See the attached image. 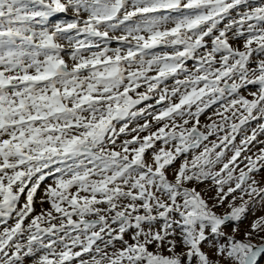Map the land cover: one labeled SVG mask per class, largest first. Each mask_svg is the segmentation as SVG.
<instances>
[{
  "label": "snow or ice",
  "instance_id": "obj_1",
  "mask_svg": "<svg viewBox=\"0 0 264 264\" xmlns=\"http://www.w3.org/2000/svg\"><path fill=\"white\" fill-rule=\"evenodd\" d=\"M260 119L264 0H0V264H264Z\"/></svg>",
  "mask_w": 264,
  "mask_h": 264
},
{
  "label": "rangeland",
  "instance_id": "obj_2",
  "mask_svg": "<svg viewBox=\"0 0 264 264\" xmlns=\"http://www.w3.org/2000/svg\"><path fill=\"white\" fill-rule=\"evenodd\" d=\"M72 16H73L72 12L69 11V13H68L67 15H64V14H57L56 16L50 18V21H51L52 23H55V22H57V21L62 22L63 20H66V19H70V18H72ZM232 16L235 17V16H236V13L233 12V13H232ZM226 22H227V21H224L223 23H226ZM223 23L221 24V27L223 26ZM110 35H120V34H119V33H110ZM80 38H83V37H80ZM58 42L64 44V45H65V48H66V50H67V44H66V41H58ZM209 43H210V42H209ZM230 43L232 44V46H233L234 48H237V49L242 50V44H243V40H242V39H241V40H233V41H230ZM117 46H118V45H116V41H114V43H113V41H110V42H109V47L115 48V47H117ZM94 50H96V49H93V51H94ZM162 50L171 51V49H162V48H157V49H155L154 51L159 52V51H162ZM61 54H62V56H64V58L66 59V61H67L69 64H71V61L68 59L67 55H66L65 53H63V52H62ZM87 54H88V53L85 52V55H87ZM41 59H42V57H41ZM186 63H187V67H188L189 69H192L194 62H193V61H187ZM217 66H218V65H217ZM253 66H254V65H253ZM149 75H150V74H149ZM151 75H153V73H151ZM179 78H180V79H183V76L181 75ZM170 81H172L171 78L167 81V84H168ZM182 90H183V89H182ZM255 90H256L255 87H253V86H249L247 89H241V90H240V94L246 96L248 99H252V97L248 95V92H249V91H255ZM143 91H145V89H144ZM133 95H134V94H133ZM156 98H158V96H154L153 99L150 100V101L143 102V103H142L141 105H139L138 107H144L145 104H149V103L154 105V104H155V99H156ZM173 102H176L175 99H174ZM162 106H164V105L156 106V108L158 109L159 107H162ZM215 107H218V105L214 106L213 109H209V110H207L205 114H202V115H201V117H200V124H201V130H202V131L204 130L203 125L209 123L208 116L211 115L212 111L215 110ZM147 118H148V120L153 124V127H152L151 130H152V131H155L156 128L159 127L160 125H156L155 122H152L150 116L147 117ZM213 119H216V117H213ZM178 122H179V121H178ZM137 123H138V124H143V123H144V119L141 118V119L137 120L136 122H134L133 124L130 125V128H132V127H136V124H137ZM258 123H264V119H260V120H256V121H250L249 124L245 126V128H246V130H247V131H246V134L250 135V134H251V130L254 129V128H256ZM118 127H119V126H118ZM147 134H148L147 132H145V133H140V136L147 135ZM132 135H134V133H130L128 136L121 135V136L118 138V140H117V148H116V150H119V144H120L124 139H131V136H132ZM220 135H223V133H220ZM242 135H243V134L237 136V140H236V143H237V144L239 143L240 139L242 138ZM209 139H210V140H214V139H216V137L213 136V137H210ZM257 140H258V141H264V134H259V135L257 136ZM204 143H208V141H205ZM160 146H161L160 142H157L156 147L158 148V147H160ZM261 147H264V144H260V143H256V142H254V146H250L251 151L246 152V153H244L243 155H253V153L258 152V150H259ZM197 151H199V150H197ZM231 155H232L231 152H227V153H226V156H225V158H224V160L226 161ZM243 155H242V157L240 158L241 161L243 160ZM189 158H190V156H189ZM145 159H146V162H149V163L151 162V154H150V151H149V153L146 155ZM182 160H183V156H181V157L175 162V164L173 165V167H178V166H179V163L182 162ZM245 163H246V162H245ZM221 166H222V165H219V164L216 165V168H215L214 170H218L219 167H221ZM243 166H244V163H238L237 171L234 173V175H238V174H239V168H242ZM166 175H167V177H168V179H169L170 181L174 179V177H173V172H172V168H169V169H168V171L166 172ZM93 178L95 179L96 177H93ZM256 178H257L258 180L261 179V178H264V169H261L260 173L257 175ZM52 182H53V181H52L51 178H47V179H46V184H52ZM210 183H211V181H206L205 184L200 185V187H205L206 185H208V184H210ZM44 186H45V185H42L41 188H40L39 191H38V194H37V197H36L37 201H39L40 197H41V196L43 195V193H44ZM191 186H193V185H189V187H191ZM197 190H199V188H198ZM226 190H227V186H225V191H226ZM209 195H213V196L215 195V189H214V188H213V191H212ZM236 195H239V193L237 192ZM207 198H208V197L205 196V199H207ZM245 199H247V197H245ZM229 200H231V196H229V197L227 198V200L225 201V205H224V206L218 207V208H216V209H214V210H215L218 214H223V213H225L226 211H228V209H227V203H228ZM21 202H23V198H22V201H21ZM209 202L211 203V201H209ZM236 203L239 204L240 201L237 200ZM42 207L46 209V208L49 207V205H48V204L40 205V204L37 202V204H36V206H35V208H36V213H39V212L41 211V208H42ZM260 216H264V207H261L259 204L251 205V206L249 207L248 212H247L246 218H245V219L242 221V223L240 224V231L237 233V239H241V240L244 239V232L250 230V225H251V223H252L256 218H258V217H260ZM85 218H86V219H89V220H91V219H95L94 216H88V217H85ZM73 219H76V217H73ZM12 222H13L12 220H10V221L8 222V223H9V226H11ZM2 227H3V226L0 225V229H2ZM113 227H115V225H113ZM225 231L228 232V233H231V231H232L231 226L227 227V228L225 229ZM61 235H62V233H61ZM73 235H75V233H73ZM130 236H131V232H129L128 234L125 235V239H128L129 242H131ZM120 246H121V245H120L119 243L116 244V248H117V249H118ZM60 250H61V249H60L59 247H57V251H60ZM76 250H78V249H76ZM204 250H205V251H208V249H207L206 247L204 248ZM109 251H111V249H109ZM177 251H182V249H179V248H178ZM210 254H211V253H210ZM85 258L87 259L88 257L85 256ZM24 264H32V260L26 258L25 261H24ZM73 264H77V262L74 261ZM193 264H195V261H193Z\"/></svg>",
  "mask_w": 264,
  "mask_h": 264
},
{
  "label": "bare ground",
  "instance_id": "obj_3",
  "mask_svg": "<svg viewBox=\"0 0 264 264\" xmlns=\"http://www.w3.org/2000/svg\"><path fill=\"white\" fill-rule=\"evenodd\" d=\"M173 15H176L175 13L173 14ZM170 26V25H169ZM115 33H119V34H122V33H120V32H115ZM113 43H114V41H113ZM116 45H118V43L116 42ZM119 46V45H118ZM150 75H151V73H149ZM154 74V73H153ZM173 84V80L172 81H170L169 83H168V85L169 86H171ZM145 87L146 86H144L143 84H141V87H140V89H138V91H143L144 89H145Z\"/></svg>",
  "mask_w": 264,
  "mask_h": 264
},
{
  "label": "water",
  "instance_id": "obj_4",
  "mask_svg": "<svg viewBox=\"0 0 264 264\" xmlns=\"http://www.w3.org/2000/svg\"><path fill=\"white\" fill-rule=\"evenodd\" d=\"M75 217V216H74Z\"/></svg>",
  "mask_w": 264,
  "mask_h": 264
}]
</instances>
